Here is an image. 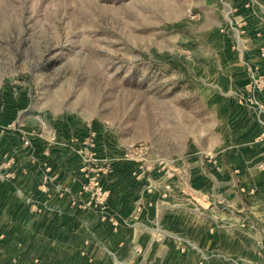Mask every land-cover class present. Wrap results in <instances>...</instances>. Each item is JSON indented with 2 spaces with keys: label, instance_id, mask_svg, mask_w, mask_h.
I'll return each instance as SVG.
<instances>
[{
  "label": "rangeland",
  "instance_id": "rangeland-1",
  "mask_svg": "<svg viewBox=\"0 0 264 264\" xmlns=\"http://www.w3.org/2000/svg\"><path fill=\"white\" fill-rule=\"evenodd\" d=\"M223 113L264 122V0H0V264H264V152L220 153ZM127 212L174 247L109 254Z\"/></svg>",
  "mask_w": 264,
  "mask_h": 264
},
{
  "label": "crops",
  "instance_id": "crops-1",
  "mask_svg": "<svg viewBox=\"0 0 264 264\" xmlns=\"http://www.w3.org/2000/svg\"><path fill=\"white\" fill-rule=\"evenodd\" d=\"M219 101L217 99L210 100L207 106L214 107L218 105ZM224 117H225V120L227 119L226 121H222L219 118V116L216 114V120H217L216 127L214 125L212 126L209 125V132L206 133L205 135L212 139L213 134H212L211 128L213 129L215 128V130L217 131L215 135L217 137L219 136L222 139L223 142L221 141V144L224 145V147H222L223 151H221L220 153L224 152L223 154H227L228 150H230L231 154L234 153L233 150H236L237 152L236 154L244 153L245 155L253 150L260 151V153L263 150L264 152V142L259 141V139H263L264 137L263 136L264 135L263 134L264 122L260 121L261 119L259 117L255 115H250L249 113H247V115L243 113L241 116H238L237 114L231 115V116L224 114ZM196 146L199 147V145H195L194 143L193 148H195ZM258 161L259 163H262L261 166L259 165L260 170L263 169L264 171V158L259 159L258 157L257 162ZM3 183L4 184L1 186L5 187L7 190H10L8 183L6 182H3ZM36 184L38 185L39 182ZM6 197L7 199H9L8 195H6ZM7 202L8 203L6 204V209H8L10 201L7 200ZM115 214H116L115 217H117L118 219L117 222H114L113 219H110L104 222L100 221V223L97 225V228H95V234H97L99 237L98 240H101V242H103V246L106 247L105 250L109 254L112 253L113 256H115V254L118 255L117 253L120 252L123 246H127V244L131 243L129 241L130 239L133 242V244L137 243V244H140L142 247L143 246L147 247L150 245H152V247L154 248L157 246L165 247L164 245L166 244H168L167 245L168 247H174V243L173 244L167 243V242L155 243V241H152V238H153L152 236L155 235L156 233H152L149 230V228L147 231L145 229H141L137 227H133V228L124 227L126 223L124 218L131 217L133 213L127 212V213H115ZM166 214H171V213H166ZM69 220L73 222L75 219H72L66 216L65 221H64L66 225L64 224V227H62V229L57 228V230H55V231H59L60 234L62 235V239H63L61 240L62 242L71 241V235L73 234V229H72L73 227H71L68 224ZM169 228L171 229V231L170 229H168V231L170 232L175 230L173 229V227L169 226ZM77 232H80V230L79 231L77 230ZM219 232H220L219 230L215 232V229H212V231L211 230L208 231V243H207L208 248L214 247L218 243L217 236ZM85 237L86 236H84L83 239L81 238L79 243L77 244L78 249L85 248V245H84ZM86 258H88V253L86 255Z\"/></svg>",
  "mask_w": 264,
  "mask_h": 264
},
{
  "label": "built area",
  "instance_id": "built-area-1",
  "mask_svg": "<svg viewBox=\"0 0 264 264\" xmlns=\"http://www.w3.org/2000/svg\"><path fill=\"white\" fill-rule=\"evenodd\" d=\"M25 144L28 145V142H26Z\"/></svg>",
  "mask_w": 264,
  "mask_h": 264
}]
</instances>
